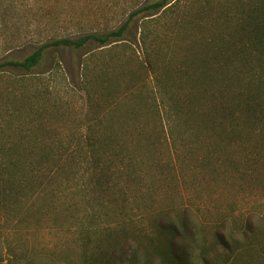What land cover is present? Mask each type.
I'll return each mask as SVG.
<instances>
[{"label": "rangeland", "instance_id": "374dc122", "mask_svg": "<svg viewBox=\"0 0 264 264\" xmlns=\"http://www.w3.org/2000/svg\"><path fill=\"white\" fill-rule=\"evenodd\" d=\"M153 1L0 0V63L49 39L114 30ZM252 1L173 0L133 17L106 47L48 48L30 72L0 70V174L10 175L0 264L12 246L71 256L68 228L84 216L106 225L187 209L226 231L264 216V65L239 53ZM4 189L39 198L14 202ZM250 257L241 262L264 264Z\"/></svg>", "mask_w": 264, "mask_h": 264}, {"label": "trees", "instance_id": "16d2710c", "mask_svg": "<svg viewBox=\"0 0 264 264\" xmlns=\"http://www.w3.org/2000/svg\"><path fill=\"white\" fill-rule=\"evenodd\" d=\"M172 1L155 0L147 3L132 12L124 24L108 32L49 39L21 62H1L0 70L14 67L30 72L39 65L48 48L65 47L79 50L88 42L97 43L100 48L106 47L111 40L119 41L125 36L128 23L133 17L158 12ZM241 15L239 24L245 26L241 31L246 34V43H243L239 50V53L245 51L242 60L250 62L255 59L264 65V0L252 1V6L241 12ZM232 45L235 47V43ZM232 50L234 51V48ZM229 54L234 52L230 51ZM260 70H264V67ZM48 79L52 81L51 76ZM81 84L82 89L88 91L90 80L85 69L81 73ZM88 134L87 139L90 142L94 138V131L89 130ZM89 148L93 156V145L89 144ZM77 154L75 150L68 152L70 156ZM20 164L22 163L16 162L10 167L17 169ZM31 166L30 171H41L40 168ZM52 170H48V173ZM6 173L9 175L7 171ZM7 174L1 172L0 186L5 184L3 187L10 188ZM36 193L16 196L4 189L2 197L11 198L14 202L30 203L39 198ZM80 220L76 226L68 228L75 250L71 248V256L61 255V252L67 251L64 246L60 252L56 247L52 251L42 249L34 253L15 251L12 246L8 251L9 264L20 261L34 264V259L36 264H241V256L245 253L250 254L251 260L256 257L257 261L262 259L264 262V216L257 217L255 222L249 217L244 224L241 220L240 224L228 227L229 231L224 228L225 222L217 225L203 224L187 209L172 208L150 214L139 212L126 217L119 216L117 221L106 225H95L88 216Z\"/></svg>", "mask_w": 264, "mask_h": 264}]
</instances>
